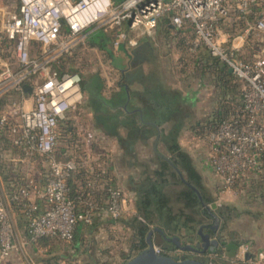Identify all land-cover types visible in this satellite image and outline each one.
Returning <instances> with one entry per match:
<instances>
[{
  "label": "built area",
  "instance_id": "1",
  "mask_svg": "<svg viewBox=\"0 0 264 264\" xmlns=\"http://www.w3.org/2000/svg\"><path fill=\"white\" fill-rule=\"evenodd\" d=\"M18 1V9L8 12L1 24L2 33L13 42V57L20 68L0 61V129L24 163L52 159L49 173L40 162V178L23 177V185L10 195V201H27L24 213L31 242L45 237L72 242L79 224L120 219L128 205L126 190L103 177L106 170L96 167L91 168L86 185L82 184L79 198L73 197L69 180L77 170L85 171L83 165L74 158L55 157L64 128L72 130L64 125L70 120V111L82 105L86 95L80 72L61 73L54 61L75 47H86L90 32L97 28H112L119 47L127 41L138 44L155 31L163 16L179 30L191 27L198 41L232 70L242 91L228 111L222 109L218 120L197 130L199 136L192 137L188 146L202 154L203 164L219 180L221 194L245 195L264 184V47L249 60L239 55L250 31L258 32L264 45V0ZM250 16H254L253 22L242 29L246 34H239L240 40L232 39L228 46L231 33L224 24L235 17L248 21ZM125 22L129 30L123 29ZM37 45L39 56L33 57ZM26 86L32 87L31 93ZM102 191L105 196L99 198ZM16 247L8 200L0 192V264ZM156 251L185 256L159 246ZM248 252L250 245L243 244L238 259L246 261ZM252 264H264V254L259 253Z\"/></svg>",
  "mask_w": 264,
  "mask_h": 264
},
{
  "label": "rangeland",
  "instance_id": "2",
  "mask_svg": "<svg viewBox=\"0 0 264 264\" xmlns=\"http://www.w3.org/2000/svg\"><path fill=\"white\" fill-rule=\"evenodd\" d=\"M115 3L118 4L117 2ZM18 6V0H0V60L4 57L5 61L12 62V66L15 69H19L20 66L16 58L14 59L13 53L11 51L13 48V42L8 40L4 33H2L1 24L5 15L8 12L16 11ZM165 18L169 19L168 17L163 16L158 21L155 31L149 35H146V38H143L151 42V47L149 48L156 50L157 59H155L152 54L148 53L147 60H149L148 62L145 60L142 70L146 73L156 70L159 77L162 79L161 83L170 89L182 88L183 90H187L191 88L192 95L190 97V103L192 105L189 107V111L191 113L190 126L194 131L196 128H199L200 125L205 128L206 124H211L220 118V113L221 111L223 112L222 109L225 105L227 106V110L224 111H228L232 103H235L237 99L241 97L242 84L232 74L234 78L229 84L228 91L230 92L223 95V91L216 81V68L215 66H209L205 69V57L208 55L213 59H217L220 63L225 62L214 55L209 47H207L202 41H198L191 27L179 30L168 20L169 24H171L173 28L170 29V31H167V26H164ZM253 20L254 17H251L248 19V22L252 23ZM242 22L244 21H236L232 18L226 22L227 26L224 27L230 31L231 36H237L246 32H243L241 29L243 28L244 30L246 28L243 26L246 22H244V24H242ZM103 29L104 28H97L95 30L105 31ZM123 29L129 30V25L126 24V22L123 23ZM106 33L108 34V37L112 39V42L106 44V49L101 48L97 44L87 42L86 47H75L74 49H71L70 51L60 55L55 59L54 64H57L58 69L61 70V73L80 72L83 79L88 78L90 75L98 74L105 78L106 81H111L114 87L125 84L126 79L124 75L120 70L115 69V65L122 66V62L124 64L125 52L123 49L119 51L117 50L118 47L114 42L116 34L112 28L106 29ZM232 38L233 37H229L228 46L233 42ZM261 38L262 36L256 31L248 32L245 47L239 54L241 58L249 60L252 58V55L258 51V49L262 50L264 45ZM145 42V40H141L139 44H129L127 41L125 46L133 55L137 47L141 43ZM120 46H122V44ZM36 49V52L34 50L32 52L33 57L39 56L38 50H40V46L37 45ZM119 52L122 53V56H119ZM202 53L203 58L201 57ZM201 58L202 60L199 63L195 61L196 59L200 60ZM150 60L151 62H149ZM137 66L138 64L134 63L130 73H134L135 70H137ZM1 67L2 63H0V68ZM141 83L142 80H138L133 84V86L140 88ZM109 91L110 90L107 89V92ZM1 103L4 104L5 101H1ZM88 103L89 98L87 97L83 105H81L82 107L79 106L78 108L72 110L68 116L70 120L64 125H69L72 130L70 131L68 128H64V136H62L58 152L55 155L57 159L66 160L69 159L68 157L73 156L76 158V156L78 157V155H82L80 151H83L84 149L85 155L88 154V150H92L93 154L94 150L97 149V147H95L97 143L94 144V139H96L95 132L99 134V130L94 123V113L90 112L89 109L86 108ZM76 118L78 120H76ZM90 135H93V137H90ZM125 141V139H123L122 142L116 141L118 146L114 148L116 151H122L121 156L120 154L118 156L116 166H119V168H131L133 166L138 167L139 171L135 172L136 177L137 175L140 174L141 176L142 174L144 178L146 173H150L156 168V157L153 156L155 151L154 144L148 141L146 143H142L139 140L136 143L129 141L126 145ZM110 149L113 151L111 147ZM156 149L157 151H166V148L163 147V145L162 148L158 147ZM184 150L192 155L194 164L203 173L202 177L203 183L205 185V192L214 199V201L208 205H210L213 214L215 212L217 215L216 217H213L212 215V217L209 218L204 212L196 214L194 218L196 221H200V223H196L194 226L192 225V227H195V233L194 229L191 230V232L194 233L193 238L189 236L190 232L185 228H183L179 233H170L169 235L178 236L181 240H183V242L189 244H193V240H195L196 244H198L200 243L198 236L199 233L197 232L200 230L199 226L202 224H208L214 227L215 225L217 226L216 229L213 230V234H217L219 239H223L225 242H229V240H235L239 246L243 244H249V242L258 233L259 235L257 236L264 238V184L260 185L257 188V191L253 189L245 195L233 194L234 196H232V194H221L219 190V180L210 170H208L204 164L202 167V164L199 161L200 158H202V154L196 148H194V146L191 152L187 149ZM124 152H129L128 157H135V162L132 163L127 161L128 159H123L126 155L123 154ZM196 155H198V157ZM51 160L52 159L50 157H45L40 160H35L34 164L25 162L24 164L26 170L21 167V173H24V177H39L40 162L45 165L49 173ZM122 177L119 178V183L126 186L128 185V181H132L133 176L129 175L126 178ZM132 182H134V180ZM173 185L174 183L169 184L166 187V192L171 195L170 204L174 208V212L180 213L183 203L177 200L175 194L179 191H182L185 186L182 183H177L175 186ZM126 191L128 196V205L126 206V210L120 219L108 221L97 220V222L95 221L93 224L84 225V234H82L79 239L83 240L82 246L87 249L86 251L88 256H94L97 252L103 254V257L108 256L110 258H114L116 255L125 253L134 246V231L126 222L135 216V212H133V208L135 207L133 196L136 195L129 187L126 189ZM219 208L225 209L227 213L231 211V213L234 214V218L226 222L224 217L219 216ZM155 227L157 226H153L152 229ZM195 234H197V236ZM157 237V241H159V233ZM77 238L75 237L72 242L50 239L51 244L48 243L45 248L43 247V249H41L40 252H34V247H31L32 260L30 261L34 264H57L58 258L56 257H58L59 254H52L51 248L59 247L62 250L68 251ZM164 245L166 244H163V246ZM169 248L173 249L170 251H176V247H173V245H171ZM161 249L163 248L161 247ZM136 254L137 250L132 253V257L136 256ZM198 254L205 259L193 257L199 256ZM185 255H188L189 258H196L206 262L211 261L212 264H227V262L224 261V259H227L225 254H223V256H213L215 254L212 255L206 252L194 253L193 251H188L185 253ZM88 256L83 255V257H81L79 260L82 263H86V261L89 259ZM236 259L238 261H242L238 259V254L236 255ZM60 260L62 264H66L68 262L67 259ZM108 261L113 262V259L105 261V264H108Z\"/></svg>",
  "mask_w": 264,
  "mask_h": 264
},
{
  "label": "crops",
  "instance_id": "3",
  "mask_svg": "<svg viewBox=\"0 0 264 264\" xmlns=\"http://www.w3.org/2000/svg\"><path fill=\"white\" fill-rule=\"evenodd\" d=\"M115 2H117L118 4L123 3L126 0H114ZM253 18L254 16H250V18ZM236 21H240L241 19H238L237 17H235ZM246 22L244 24V22H242V24H244V27H246L248 25V21L245 20H241ZM224 26H227V23L224 24ZM243 29V28H241ZM98 30H94L92 32H90L89 36H88V42L92 41L89 39L90 36H95L96 33H98ZM106 39L104 40V42L106 44L112 42V39L108 37V34L106 33V31H103ZM99 34V33H98ZM239 36H230L229 37H233L232 39L237 40V42L240 40ZM247 38V36H246ZM145 41H147V39H143ZM142 40V41H143ZM146 43V42H145ZM145 43H141L137 49L134 51V54L132 55L131 52L126 48L125 44H122V46L118 47L117 50H121L123 49L125 52V61L124 64L122 62V66H117L115 65V69H118L121 71V73L124 75L125 77V84H121L118 87H114L113 83L111 81H106L105 78H103L101 75H99V78L102 80V89L99 91V96H100V100L105 101V108L110 110L111 114L112 113H116L118 110H122L123 114L121 115L122 119H125L126 117H130L131 115L137 114L138 119L141 123V125L146 124L148 127H154L155 128V135L151 136L150 138H148V142H152L154 144L155 147V151L153 156H155L156 160L158 157L163 156L164 158L167 159H171L172 158V154L168 151L167 149V145L161 140V136L164 134L169 133V131L176 125H181V129H180V134H179V144L180 147L184 150L187 149L191 152V148L188 147V142L192 139V137L199 136V132H197V130L201 127V125L199 126V128H196L195 131L192 129V127L190 126L191 124V113H190V109L189 107L192 105L190 103V97L192 95V89L189 88L187 90H183L182 88H172L170 89L169 87L164 86L161 83V77H159L158 73L156 72V70L150 72V73H146L144 72L142 69L143 67V63H145V60L148 62L147 58H148V53L152 54V56L156 58L157 54H156V50L149 48L151 47V45H149V47H144ZM148 43L150 44L151 42L148 41ZM139 44V43H138ZM12 53H13V48L11 49ZM119 56H122L119 52ZM118 56V55H117ZM151 56V58H152ZM138 57V59H137ZM4 57L1 59L3 60ZM154 59V61H155ZM0 60V61H1ZM117 60V59H116ZM151 62V60L149 61ZM134 63H137V70H135L134 73H130V71L132 70V66L134 65ZM230 70V69H229ZM231 73V72H230ZM232 74V73H231ZM138 80H142L141 86L140 88L138 87H134L133 84L136 83V81ZM108 84V85H106ZM107 89L110 90L109 92H107ZM85 95L86 98H89V103L87 104L86 108L89 109L90 112L94 113V123L95 126L97 127V129L99 130V134L97 132L96 133V139H94V144L97 143V145H95V147H97L96 150H94L93 154H92V150H88V154L85 155V149L82 151H80L82 153V155H78V157L76 156V158L73 157H68V158H74L77 159L78 163H80V165H83V169L85 171L80 172L79 170L76 171L75 176L72 178V182L74 185V197L75 198H79V195L81 193V186L84 183L82 181V178L79 177V174H83V179H85L88 175H90L91 172V168L92 167H96L97 169L102 168L104 170H106L105 176L103 177H107L109 179V181H113L119 185H121L119 183V178L120 177H128L129 175H132V181L134 180V182L132 181H128V185L124 186L121 185V187H123L125 190L128 189V187L133 190L134 194L136 196H133L134 201L135 202V207L133 208V212H135V216L138 214V210H137V206H136V201H137V192L135 190V186L137 184L140 183V181L143 178V175L140 174L137 175L135 172H138L139 169L138 167H131V168H119V166H116L117 164V159L118 156L122 151H116V149L114 147H117V143L116 141L122 142L123 139H125L126 141V145L128 144V135H129V129L124 127V126H120L118 128V133L119 135H112L111 131H110V124H108L109 126V132H107V130L105 131V129H103L102 127H99L97 125V118H96V113L95 110L92 106L91 103V96L90 93L85 90ZM175 91H178L180 93H182V96L185 99V102L181 105V111L180 114H178L177 116L175 115L174 117H172L170 120L163 122V123H157L155 120L153 121L152 119L149 121L143 122V117L145 114V110L153 108L151 106H154V104L158 103L157 101L160 99L162 100H170L172 98H175L177 96L176 93H174ZM110 94V95H108ZM122 95H124L127 100L123 103V104H118L117 106H112V103H116L117 101V97H121ZM120 99V98H119ZM85 102V101H84ZM83 105V104H82ZM81 106V105H80ZM82 107V106H81ZM72 111V110H71ZM70 111V113H71ZM69 113V115H70ZM82 113V112H80ZM76 120H78L76 118ZM112 126V125H111ZM196 138V137H195ZM139 141V140H138ZM137 141V142H138ZM142 143H146L142 140H140ZM104 144V145H103ZM163 147L166 148V151H157L156 148H162ZM109 146V147H107ZM110 147L113 149V151L110 149ZM186 151V150H184ZM187 152V151H186ZM188 153V152H187ZM197 153V152H195ZM123 154H126L125 157L123 159L130 161L132 163L135 162V157H128L129 152H124ZM122 154V155H123ZM189 155L191 156V158L193 159L192 155L189 153ZM198 157V155H196ZM84 157V158H83ZM82 159V160H81ZM62 160V159H61ZM202 164L203 167V160L202 158H200L199 160ZM34 164V163H33ZM196 166V165H195ZM21 167H23L25 169V164L23 162L22 156L14 149L11 148L8 138L5 136V133L3 131H1L0 129V192L1 194H3L6 198V200H8V208L10 211V214L13 218L14 221V225H15V243H16V250L13 252L12 256L5 262V264H34L32 263L30 260H32V256H31V247H34V252L37 251H41V249H43V247L45 248L47 245V241H38V242H31L28 238L27 235V220L26 217L24 215V206L22 205L17 206L15 205V201H10V195H12V193L14 192V190H9L8 188V183L7 181H5L3 174L6 173H11L14 172L16 170V172H21ZM118 167V168H117ZM196 168L198 169V171L203 174L199 168L196 166ZM158 169V164H156V168ZM154 169V170H155ZM26 170V169H25ZM209 170V169H208ZM173 172L176 173L177 177H179L180 179H183L184 182H187L185 180V173H183L179 168H177L176 166L173 167ZM24 174V173H23ZM140 176V177H139ZM122 177V178H123ZM39 178H40V173H39ZM95 181H100V178H93ZM182 181V180H181ZM131 182V183H130ZM180 183V181L178 182V184ZM182 183V182H181ZM174 183L173 186H175ZM184 185V184H183ZM42 186V185H41ZM189 186H193V185H189ZM193 188V187H192ZM102 188H99V190H101ZM127 192V191H126ZM180 192V191H179ZM40 203V201H39ZM132 207V206H131ZM97 220H103V221H108V220H114V219H97ZM96 220V221H97ZM82 227V232L80 234V236H78L77 240L73 243V245L71 246V248L67 251V250H62L59 247H53L51 248L52 254H59L58 257V263L57 264H62L60 259H67V263L66 264H105L107 260H112L113 262H109L108 264H123L124 262H126L127 260H129L132 257V253H134L136 250H134L132 247L131 249L127 250L125 253H121L119 255H116L114 258H110L108 256H104L103 254L100 253H95V255H89L87 253V249L82 246L83 245V240H80L79 237L82 236V234H84V224H79ZM152 227L150 228L149 232L152 230ZM156 228V227H155ZM198 228V227H197ZM200 230L202 229V233L204 235H209V239L212 241L214 239H217L219 241V249L218 250H213V245H209L207 246L208 249H206V253L209 254H215L213 256L216 255H222L225 254V256H227V259H224V261L227 262V264H252V260H254V258L258 257L259 253H263L264 254V238L261 236H257L259 235V233L249 242L250 244V252H248L247 254V258L246 261H238L236 259V255L239 253L240 247L242 245L239 246V244L237 242H235V240H229V242H225L223 241V239H219L217 234H213V229L211 228V225L208 224H202L201 226H199ZM200 230H198L197 232L199 233ZM167 235H169L170 233L166 232ZM195 233V231H194ZM192 232L189 233V236L191 238H193V234ZM197 236V234H195ZM158 233L154 231L153 234V240L155 241V243L157 244V239H158ZM170 236V235H169ZM199 239H200V243L196 244V241H194L193 244H189V243H185L183 242V240H181L183 242V245H200V249H203V239L202 236L200 235V233L198 234ZM171 237H174V235ZM164 244V243H163ZM163 244H158L157 246L162 247ZM40 247H39V246ZM38 247V248H37ZM42 247V248H41ZM176 247V245H175ZM198 247V246H196ZM228 249V251H227ZM85 250V251H84ZM172 250V249H171ZM176 250H179V252H181L182 254L187 253L188 251H193V250H184L182 248L176 247ZM194 253L196 251H193ZM86 253V254H85ZM197 253V252H196ZM203 253V252H201ZM83 255L88 256V260L86 261V263H82L79 259H81V257H83ZM39 264V263H38Z\"/></svg>",
  "mask_w": 264,
  "mask_h": 264
},
{
  "label": "trees",
  "instance_id": "4",
  "mask_svg": "<svg viewBox=\"0 0 264 264\" xmlns=\"http://www.w3.org/2000/svg\"><path fill=\"white\" fill-rule=\"evenodd\" d=\"M168 20L169 19L165 18L164 26H167V31H170L173 27L169 24ZM98 31L99 34L96 33L95 36H90L89 39L92 43L97 44L104 49L106 46V43L104 42L106 36L102 30ZM201 57L203 58V53ZM202 58L200 60L196 59L195 61L199 63ZM205 58V69L209 66H215L216 68V81L223 91L222 94L225 95V93H229V84L234 76L230 73L228 65L226 63H220L217 59H213L208 55ZM54 67L58 69L57 64H54ZM101 81L102 80L99 78L98 74L90 75L82 81L83 89L87 90L90 95H92L90 100L96 113L97 125L105 129V131L107 130L109 133L111 131L112 135L117 136L119 135L118 128L124 126L129 129L128 141L132 143H136L138 140L147 142L148 138L155 135V128L148 127L146 124L141 125L137 114L126 117L125 119H122L121 117L123 114L122 110H118L116 113L111 114L110 110L105 108V101L99 99V91L102 89ZM174 93L177 94L175 98L170 100H162L159 98L157 101L158 103L151 106L153 108L145 110L143 122L146 123V121L152 119L157 123H163L170 120L175 115L177 116L180 114L182 109L181 105L185 102L186 98L184 99L182 93L178 91H175ZM125 99L127 100L124 95L117 97V102L112 103L111 105L114 107L118 104H123L126 101ZM224 108H227V106L225 105ZM108 124H110V131L108 130ZM180 129L181 125H176L169 131V133H163L161 136V140L167 145V149L172 154V158L167 159L163 156L158 157L156 160L158 169L146 173L140 183L135 186L138 196L136 201L138 214L126 223L130 225L134 231L135 243L132 248L137 250V254L148 247L147 237L151 226L156 225L168 233H179L183 228L191 232L192 229L195 231V227H192V225L194 226V224L200 223V221H196L194 218L196 214L204 212L209 218L212 217L211 213L203 206L197 192L173 172V167L176 166L185 173V180L199 189L205 203L210 204L214 201L213 197L206 194L202 174L196 168L193 159L189 153L180 147L178 140ZM83 176V174H79V177L82 178V181L84 182L83 184L86 185ZM3 177L8 183L9 190H14V192L18 191L24 183L23 173L16 172V170L11 173L3 174ZM179 181L184 184L185 188L182 191L177 192L175 197L178 201H181L183 205L181 212L175 213L174 208L170 204L171 195L166 192V187L171 183H178ZM69 183L72 187V195L74 197L72 178L69 180ZM99 195V198L104 197L105 191L99 192ZM25 203L27 204V201L20 198L19 201L15 202V205L16 207H21L22 205H25ZM218 212L219 216L224 217L226 222L234 218V214L231 213V211L227 213L225 209L219 208ZM81 232L82 227L81 225H78L75 237L77 238L80 236ZM50 239L55 238L45 237L41 238L39 241L44 240L47 241V244H51ZM171 245L175 247V244ZM171 245L167 244L162 246V248L164 250H171L172 248H169Z\"/></svg>",
  "mask_w": 264,
  "mask_h": 264
},
{
  "label": "water",
  "instance_id": "5",
  "mask_svg": "<svg viewBox=\"0 0 264 264\" xmlns=\"http://www.w3.org/2000/svg\"><path fill=\"white\" fill-rule=\"evenodd\" d=\"M230 72L232 73V70L230 69ZM25 90L28 93L32 92V87L31 86H26ZM193 189L197 192V194L199 195L203 206L210 212L213 214V212L211 211V207L210 205H208L207 203L204 202L203 200V196L201 195L199 189H197L195 186H192ZM155 232L159 233V241L157 242V244L155 243V241L153 240V234ZM200 235L202 236L203 239V249H200L199 247H196L194 245H183V242L181 241L180 237L178 236H174L171 237L169 235H167V233L161 229L160 227H156L154 229H152L149 233H148V247L145 248L144 250L140 251L136 256H134L133 258L127 260L126 262H124L123 264H212L209 262H206L204 260H200V259H196V258H189V257H185V256H169L163 253H158L156 251V246L159 244H166V242H174L176 247L182 248L184 250H193V251H200L205 253L208 249L207 246L209 245H213V250H218L219 247V241L217 239L214 240H210L209 239V235H204L202 233V229L200 230ZM206 248V249H205Z\"/></svg>",
  "mask_w": 264,
  "mask_h": 264
},
{
  "label": "flooded vegetation",
  "instance_id": "6",
  "mask_svg": "<svg viewBox=\"0 0 264 264\" xmlns=\"http://www.w3.org/2000/svg\"><path fill=\"white\" fill-rule=\"evenodd\" d=\"M149 45H150V44L148 43V41H146L144 47H149ZM137 59H138V57H137ZM185 183H186L187 185H191V184L188 183V182H185ZM212 215H213V217H216L217 214H216V213H214V214L211 213V216H212ZM216 227H217L216 225H215V227L211 225V228H212L213 230H215ZM167 244H175V243H174L173 241H172V242L170 241V242H166V245H167ZM196 246L200 247V245H196ZM196 252H197V253H201L200 251H196ZM196 252H195V253H196ZM184 255H185V254H184ZM198 255H199V254H198ZM185 256L189 257L188 255H185ZM193 257H198V258H200V259H201V258H204V257H202V256H200V255H199V256H193ZM204 259H205V258H204Z\"/></svg>",
  "mask_w": 264,
  "mask_h": 264
}]
</instances>
